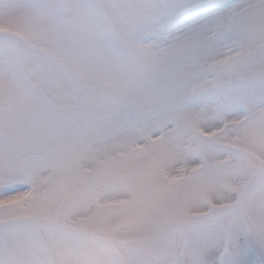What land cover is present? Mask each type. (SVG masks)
Masks as SVG:
<instances>
[{"label": "snow or ice", "instance_id": "snow-or-ice-1", "mask_svg": "<svg viewBox=\"0 0 264 264\" xmlns=\"http://www.w3.org/2000/svg\"><path fill=\"white\" fill-rule=\"evenodd\" d=\"M0 264H264V0H0Z\"/></svg>", "mask_w": 264, "mask_h": 264}]
</instances>
